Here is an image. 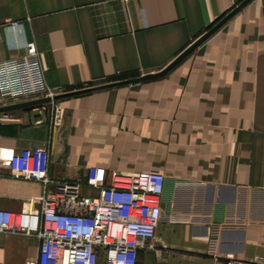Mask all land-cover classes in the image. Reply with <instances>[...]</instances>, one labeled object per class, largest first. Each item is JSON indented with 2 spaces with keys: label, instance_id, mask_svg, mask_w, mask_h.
<instances>
[{
  "label": "crops",
  "instance_id": "crops-1",
  "mask_svg": "<svg viewBox=\"0 0 264 264\" xmlns=\"http://www.w3.org/2000/svg\"><path fill=\"white\" fill-rule=\"evenodd\" d=\"M243 1L0 0V63L35 43L65 110L60 126L50 111L36 123L40 105L0 113V210L41 213L44 185L11 177L9 164L46 146L50 179L84 195L97 193L92 167L165 176L153 248L136 264H264V0L166 76L93 90L162 71ZM40 248L0 233V264L37 262Z\"/></svg>",
  "mask_w": 264,
  "mask_h": 264
},
{
  "label": "built area",
  "instance_id": "built-area-1",
  "mask_svg": "<svg viewBox=\"0 0 264 264\" xmlns=\"http://www.w3.org/2000/svg\"><path fill=\"white\" fill-rule=\"evenodd\" d=\"M25 49L23 56L0 63V99L50 98L48 104L40 105L41 117L36 123L44 124L50 111L51 125L60 126L65 110L45 82L38 49L33 42H26ZM1 163L0 154V167ZM48 163L45 146L14 154L9 164L11 177L44 185L41 213L0 210V233L40 239L39 260L29 264H98L100 259L106 264H136L139 252L153 248L163 212L164 175H128L92 167L86 186L97 193L84 195V185L52 181ZM215 264L254 263L228 258Z\"/></svg>",
  "mask_w": 264,
  "mask_h": 264
},
{
  "label": "water",
  "instance_id": "water-1",
  "mask_svg": "<svg viewBox=\"0 0 264 264\" xmlns=\"http://www.w3.org/2000/svg\"><path fill=\"white\" fill-rule=\"evenodd\" d=\"M250 1L251 0H244L235 10H233L228 16H226L222 21H220L216 26H214L211 30H209L206 34H204L201 38H199L189 48H187L180 56H178L171 64H169L162 71L158 73L147 74L140 78L129 80L126 82H121L117 84H112V85L96 88L93 90H98L101 88L112 87V86L123 85V84H137V83L144 82V81L156 80V79L166 76L171 70H173L177 65H179L186 57H188L192 52H194L198 47H200L206 40H208L209 37L214 32H216L224 23H226L231 17H233L236 13H238L241 9H243ZM50 101H51L50 98H45V99H41V100H37L33 102H26L22 104L13 105V106H7V107L0 108V113H7L9 111L23 108V107H28V106L42 105V104L49 103Z\"/></svg>",
  "mask_w": 264,
  "mask_h": 264
}]
</instances>
